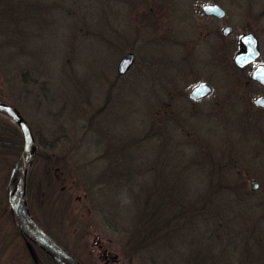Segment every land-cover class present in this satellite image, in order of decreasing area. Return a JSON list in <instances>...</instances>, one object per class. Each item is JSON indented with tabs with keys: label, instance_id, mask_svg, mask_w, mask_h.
Here are the masks:
<instances>
[{
	"label": "rangeland",
	"instance_id": "rangeland-1",
	"mask_svg": "<svg viewBox=\"0 0 264 264\" xmlns=\"http://www.w3.org/2000/svg\"><path fill=\"white\" fill-rule=\"evenodd\" d=\"M173 1L0 0V100L36 142L29 207L86 264H264V114L242 119L230 64L191 23L190 0ZM206 75L214 93L195 102ZM22 142L0 112L7 264H18L6 184Z\"/></svg>",
	"mask_w": 264,
	"mask_h": 264
},
{
	"label": "flooded vegetation",
	"instance_id": "flooded-vegetation-1",
	"mask_svg": "<svg viewBox=\"0 0 264 264\" xmlns=\"http://www.w3.org/2000/svg\"><path fill=\"white\" fill-rule=\"evenodd\" d=\"M150 1L155 5H160V2L164 4V0H141L143 9L153 8L149 6ZM176 1L174 0L173 3H176ZM190 4L194 11V13L190 12L191 23L192 21L193 23L195 22V28L196 25L200 27L202 35L204 34L203 37L208 39L207 46L211 48L210 51L215 47L214 51L216 55L217 53L219 54L217 56L218 62H221L222 65L225 63L228 67L230 64L231 76H233L234 82L232 93L239 97L243 106H246L244 108L247 109V112L242 113V119L248 121L249 117L252 116L257 120V115L264 114V84L254 77L257 67L261 64L264 65V0H190ZM209 5L215 6L208 7ZM169 9L170 11H175L177 7H166L163 11L165 12V10ZM197 36L200 35L197 33ZM203 37L201 36V38ZM247 43L255 46L254 53L257 55L246 61L243 65L236 64L234 62L235 53L239 51L242 44ZM232 45H236L237 49L230 61L229 47ZM204 79L197 81L194 85L205 82L210 86L211 91L195 99L189 95L195 102L208 98L214 93L215 88L209 80V76L206 75ZM248 96H252V104L246 101ZM244 98L246 102L243 103ZM215 104H221V102L217 100ZM30 212L38 225L46 233L58 241L78 262L86 264L78 257L75 249L58 240L51 232V229L48 227L49 225L42 222L33 210L30 209ZM10 218L9 224L13 229V240L11 242L13 243L16 240L19 244L18 264H59L46 251L28 239L19 230L16 218L12 212ZM1 247L0 264H7L3 257V246ZM98 247L101 251L99 257L105 263H108L110 260H116L117 255L113 258L111 255L112 251L108 246L100 242L98 243ZM8 264H11V262L9 261Z\"/></svg>",
	"mask_w": 264,
	"mask_h": 264
},
{
	"label": "water",
	"instance_id": "water-1",
	"mask_svg": "<svg viewBox=\"0 0 264 264\" xmlns=\"http://www.w3.org/2000/svg\"><path fill=\"white\" fill-rule=\"evenodd\" d=\"M209 5L208 7H214ZM255 46L242 44L239 51L235 54L234 61L243 65L257 54L254 53ZM253 55V56H251ZM133 59L131 52H126L118 63V72L123 73L129 67ZM254 77L264 84V65L257 67ZM210 86L205 82L196 84L190 91L192 98H198L210 90ZM0 112L5 113L18 125L22 133V147L16 158L6 184L7 199L10 210L16 218L19 230L31 241L36 243L46 251L59 264H81L76 258L64 249L54 238L46 233L35 221L32 216L26 199V179L30 161L36 149V142L30 125L24 119L20 111L12 104L0 101ZM256 185V184H255ZM256 186L253 185V188ZM112 257L116 256L111 253Z\"/></svg>",
	"mask_w": 264,
	"mask_h": 264
},
{
	"label": "trees",
	"instance_id": "trees-1",
	"mask_svg": "<svg viewBox=\"0 0 264 264\" xmlns=\"http://www.w3.org/2000/svg\"><path fill=\"white\" fill-rule=\"evenodd\" d=\"M28 182V181H27Z\"/></svg>",
	"mask_w": 264,
	"mask_h": 264
}]
</instances>
